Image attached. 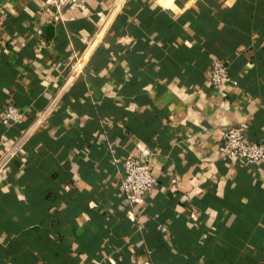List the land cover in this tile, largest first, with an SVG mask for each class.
Instances as JSON below:
<instances>
[{"label":"crops","instance_id":"0c3cea01","mask_svg":"<svg viewBox=\"0 0 264 264\" xmlns=\"http://www.w3.org/2000/svg\"><path fill=\"white\" fill-rule=\"evenodd\" d=\"M46 6L0 0V153L83 67L0 174V264H264V164L218 151L240 122L264 142V0H86L57 23ZM214 59L236 85L212 87ZM128 155L158 181L135 219Z\"/></svg>","mask_w":264,"mask_h":264},{"label":"built area","instance_id":"2783aa9c","mask_svg":"<svg viewBox=\"0 0 264 264\" xmlns=\"http://www.w3.org/2000/svg\"><path fill=\"white\" fill-rule=\"evenodd\" d=\"M45 11L51 16L53 22H59L62 18L64 8L74 5L82 9L86 8V0H46ZM83 67L81 61L72 66L62 77L52 96L45 105L37 112L29 124L22 128L15 139L3 146L0 153V174L5 172L9 163L18 157L19 153L26 146L31 136L43 128L49 117L60 106L61 99L68 85L75 74L79 73ZM209 80L212 87L220 90L223 86L230 83L236 85L237 82L231 77L228 65L224 60L214 59L209 68ZM24 115L20 108L9 104L4 108L2 122L7 126L22 124ZM247 123L240 122L236 125H229L225 128L222 141L218 151L222 158L227 161H239L246 164H264V142L253 141L246 137ZM111 152L114 151V144L110 146ZM123 176L121 188L123 190L124 206L134 218L135 205L152 192L157 186V179L152 173L150 162H142L138 157L128 155L122 161ZM175 180H172L174 182ZM173 184V183H172ZM130 264H152L150 260L130 256Z\"/></svg>","mask_w":264,"mask_h":264}]
</instances>
